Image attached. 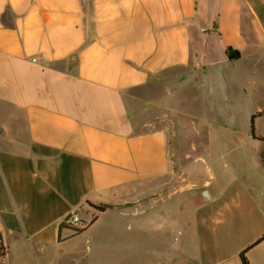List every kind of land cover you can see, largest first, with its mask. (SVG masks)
<instances>
[{"label": "crops", "instance_id": "0c3cea01", "mask_svg": "<svg viewBox=\"0 0 264 264\" xmlns=\"http://www.w3.org/2000/svg\"><path fill=\"white\" fill-rule=\"evenodd\" d=\"M159 78L154 108H257L255 132L264 0H0V264H264V129L251 169L196 171L165 125L133 131L127 95Z\"/></svg>", "mask_w": 264, "mask_h": 264}, {"label": "rangeland", "instance_id": "374dc122", "mask_svg": "<svg viewBox=\"0 0 264 264\" xmlns=\"http://www.w3.org/2000/svg\"><path fill=\"white\" fill-rule=\"evenodd\" d=\"M171 73L167 72L164 74V77L171 75ZM163 79H155L149 86L128 93V117L132 121L133 131L145 132L165 125L172 136L171 141L177 136H181V138L186 140L187 143L183 142L181 147H183V153L188 151L191 153L192 157L190 159L194 155H201L205 158V161L207 160V163L195 161L192 168L196 171L207 172V165L216 171L230 174L251 169V159L262 149L261 143L252 140L250 130V113L257 108H180L182 111H186V113L181 114L182 116L172 112V109L169 108H156V106L154 108L152 100H155L156 104L160 103L162 102L161 99L164 93H166L165 87L167 84L165 81L167 80ZM226 111L230 112L228 113L231 116L229 122L226 124L217 123L209 130L202 129L200 123H195L196 119L192 115L197 112L204 119L214 121L217 120L216 117L218 116V119L223 121L225 120L223 115ZM212 113L217 114L214 119L211 116ZM189 115L192 117H188ZM150 122L151 124L149 125ZM19 125L20 128L10 129L9 137L25 136L26 128L24 122L20 121ZM259 129H264V116L256 118V130L254 132L256 138V135L259 134ZM203 137H207V142L205 143V147L201 149L200 140ZM191 143H196L198 146L191 150ZM177 168H182V166L179 165ZM198 191L199 188H193L191 192L183 195L189 198L185 210V217L188 221L197 215L195 201L191 199L190 195L196 194ZM157 233H160V230H155V234ZM85 237L86 235L83 236L81 243L83 246L86 245ZM0 253H2L1 247ZM141 258L143 259L144 257ZM98 259L103 263L108 258L103 256ZM155 259L157 261L158 258Z\"/></svg>", "mask_w": 264, "mask_h": 264}, {"label": "trees", "instance_id": "16d2710c", "mask_svg": "<svg viewBox=\"0 0 264 264\" xmlns=\"http://www.w3.org/2000/svg\"><path fill=\"white\" fill-rule=\"evenodd\" d=\"M227 54H228V57L230 59H236V58H238L240 56V52L238 50H235V49L231 48V47H229L227 49ZM259 115H261L260 112H257V113L252 114V116H251L250 124H251L252 133H254V119H255V117H257ZM94 207L96 209L100 210V211H104L106 208L110 207V205L100 204V205H95ZM64 225H65L64 222H61L60 226L64 227ZM67 226L72 228L76 233L81 232V231H83L85 229V227H78V226H73V225L70 226L68 224H67ZM1 238H2V236L0 234V247L3 248V245H2V242H1V240H2ZM247 249L248 248H245L240 253V258H241L242 264H251L250 261L248 260L247 256H246Z\"/></svg>", "mask_w": 264, "mask_h": 264}, {"label": "built area", "instance_id": "2783aa9c", "mask_svg": "<svg viewBox=\"0 0 264 264\" xmlns=\"http://www.w3.org/2000/svg\"><path fill=\"white\" fill-rule=\"evenodd\" d=\"M65 222L69 225H78L81 223V219L77 214H70L66 219ZM1 254V253H0Z\"/></svg>", "mask_w": 264, "mask_h": 264}, {"label": "water", "instance_id": "95a60500", "mask_svg": "<svg viewBox=\"0 0 264 264\" xmlns=\"http://www.w3.org/2000/svg\"><path fill=\"white\" fill-rule=\"evenodd\" d=\"M1 133H2V132H1ZM204 192H205V191H202V192L200 193V195H201L202 197L204 196V195H203V194H204Z\"/></svg>", "mask_w": 264, "mask_h": 264}]
</instances>
